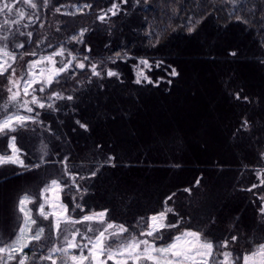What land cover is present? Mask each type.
I'll use <instances>...</instances> for the list:
<instances>
[{
    "label": "trees",
    "instance_id": "trees-1",
    "mask_svg": "<svg viewBox=\"0 0 264 264\" xmlns=\"http://www.w3.org/2000/svg\"><path fill=\"white\" fill-rule=\"evenodd\" d=\"M37 2L40 19L25 30L33 32L34 42L47 35L55 44L83 28L94 29L85 35L91 55L104 59L106 67L116 68L121 80L93 78L88 83L85 70L76 77L80 85L75 80L64 85L69 92L78 89L74 102H67L68 107L59 113L41 114L46 124L63 134L61 140H50L47 132L17 133L18 144L24 137L25 163L39 155L41 140L50 153L68 154L70 164L115 156V167H103L96 177L78 182L89 186L85 199L93 209H107L109 217L130 231L141 216L147 218L161 209L164 199L175 193L176 211L187 214L193 230L204 228L205 235L213 233V240L236 233L241 237L237 247H247L249 240L264 237L259 202L253 193L241 191L257 182L252 169L264 167L258 155L264 144V48L259 43L264 37L238 23L228 22L224 27L223 19L212 17L188 34L181 27L187 17L174 16L171 11L181 7L183 0L176 4L148 0L147 5L143 0L140 4L129 0L124 11L106 23L96 17L101 8L109 6V0H50L47 7L42 0ZM85 2L93 3V8L83 14H64ZM262 2L246 0V7L259 8ZM58 6H63L60 13L54 11ZM188 7L197 9L195 3ZM149 31L159 37L155 47L149 46V40L157 35L150 37ZM79 48L82 52L84 46ZM121 48L133 57L162 59L180 75L172 78V84L137 85L133 83V60L117 65L107 62ZM233 50L235 57L229 55ZM151 75L155 79L165 74L154 70ZM236 92L247 95L251 103L236 100ZM243 117L252 121V131L234 136ZM76 120L87 123L88 130L76 125ZM6 142V137H0V148ZM98 144L102 147L97 148ZM59 168V164L33 171L14 165L0 167V235L4 239L16 227L21 195L38 192L42 181ZM198 178L200 185L196 186ZM185 188H191V193ZM255 191L264 194V188Z\"/></svg>",
    "mask_w": 264,
    "mask_h": 264
},
{
    "label": "snow or ice",
    "instance_id": "snow-or-ice-1",
    "mask_svg": "<svg viewBox=\"0 0 264 264\" xmlns=\"http://www.w3.org/2000/svg\"><path fill=\"white\" fill-rule=\"evenodd\" d=\"M42 2L47 7L50 0ZM135 2L140 4L141 0ZM143 2L148 4V0ZM177 2L172 0V4ZM128 3L129 0H109V6L100 9L96 20L106 23L124 11ZM189 3H195L198 11L189 8ZM62 7H55L54 11L60 13ZM92 8L93 3L85 2L73 5V10L64 14H83ZM39 10L37 0H0V137L7 138L0 148V167L14 165L33 171L59 164L60 168L42 181L38 192H26L18 199L16 227L8 239L0 235V264H264V237L249 240L247 247H237L241 237L236 233L213 240L210 238L213 233L205 235L204 228L193 230L187 214L176 211L175 193L164 199L161 209L147 218L141 216L131 231L124 223H116L114 217H109L107 209H93L85 199L89 186L78 180H90L103 167H115V156L108 155L103 160L92 158L87 164H70L68 154L50 153L48 145L41 140L39 155L25 163L24 137H20L18 144L17 133L47 132L51 134L50 140H61L63 134L46 124L41 114L59 113L68 107L67 102H74L78 89L69 92L64 85L73 80L80 85L76 77L85 70L88 83L93 78L121 80L116 68L106 67L104 59L97 60L91 55L92 48L85 43V35L94 29L83 28L66 41L55 44L47 35L34 42L33 32L25 30L40 19ZM171 11L174 16L187 17L181 27L188 34L195 33L205 19L212 17L223 19L224 27L234 22L264 37V2L259 8L255 5L249 8L246 0H183L181 7H173ZM147 35L157 34L149 31ZM24 36L27 40L18 39ZM159 43L158 35L154 41L149 40L151 47ZM259 43L264 48V39ZM80 45L84 46L82 52ZM229 55L235 57L237 52L230 51ZM106 59L112 65L133 60V83L137 85L159 87L164 81L172 84V78L180 75L162 59L133 57L124 48ZM154 70H161L165 75L153 79ZM233 95L238 101L251 103L241 92ZM61 101L66 103L60 105ZM75 124L88 130L87 123L76 120ZM252 127V121L243 117L234 136L241 131L251 133ZM50 155L59 159H48ZM258 155L264 161V144L258 148ZM252 172L257 182L241 191L253 193L259 202L258 215L264 218V194L255 191L264 188V167L254 168ZM195 185H200L199 178ZM184 191L191 193L192 189Z\"/></svg>",
    "mask_w": 264,
    "mask_h": 264
}]
</instances>
